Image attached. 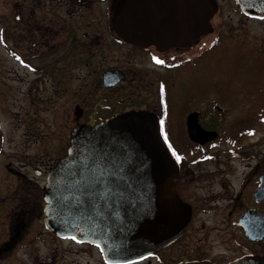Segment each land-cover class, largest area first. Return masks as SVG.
<instances>
[{
  "label": "flooded vegetation",
  "instance_id": "obj_1",
  "mask_svg": "<svg viewBox=\"0 0 264 264\" xmlns=\"http://www.w3.org/2000/svg\"><path fill=\"white\" fill-rule=\"evenodd\" d=\"M214 2L209 27L196 32L191 0H0V264H233L264 255V37L227 41L224 12L242 24L264 19L235 0ZM125 11H142V44L118 33ZM226 45L253 69L251 89L197 73L225 59ZM35 106L54 115L36 118ZM131 110L163 121L189 220L155 252L111 262L98 246L47 227L43 187L72 129Z\"/></svg>",
  "mask_w": 264,
  "mask_h": 264
},
{
  "label": "water",
  "instance_id": "obj_2",
  "mask_svg": "<svg viewBox=\"0 0 264 264\" xmlns=\"http://www.w3.org/2000/svg\"><path fill=\"white\" fill-rule=\"evenodd\" d=\"M235 2L246 15L264 19V0ZM189 4L194 30L208 28L214 0ZM117 20L124 39L142 42V11L122 12ZM193 121L191 115L188 124ZM177 174L178 161L155 113L131 110L79 125L43 187L46 225L98 246L111 262L142 258L178 237L188 223V206L175 191ZM233 264H264V255Z\"/></svg>",
  "mask_w": 264,
  "mask_h": 264
},
{
  "label": "rangeland",
  "instance_id": "obj_3",
  "mask_svg": "<svg viewBox=\"0 0 264 264\" xmlns=\"http://www.w3.org/2000/svg\"><path fill=\"white\" fill-rule=\"evenodd\" d=\"M224 18L226 21L225 26V37L227 41H229V38L234 37H242L246 38L248 40H245L249 44H254L255 42H259L264 37V20H249L245 21L243 24L239 21V15L237 13H234L232 11H226L224 12ZM235 49L232 48L231 45H226L225 52L227 54L226 58H216L212 59L210 62V65L205 64L202 66L200 71H197L198 74L202 73H210V77L215 76L219 80L225 79L227 83H230L229 85L232 88H235V85L242 84L243 88L245 89H251L250 83L248 82V79L250 78L251 74L253 73V69H247L244 66L245 62V55L243 54V59H239L237 55H234ZM20 74H23V70L19 71ZM219 83H225L224 81H219ZM186 91L185 89H182V91H178V93H174L175 99L178 101H182L183 96H185ZM19 106L22 108L24 107V103L21 102L18 103ZM16 106L14 110H18L19 106ZM73 110V109H72ZM70 108L66 109V113H68ZM55 109L42 107V106H35L34 112L32 109V114L36 115V118L43 117L45 115L53 116ZM21 112V111H20ZM53 112V113H52ZM22 113V112H21ZM68 117H71V114L69 113ZM71 125V121H67L66 123V137L68 138L69 134V127ZM54 130H56V126L50 128L51 132V142H57V136L53 137ZM35 130H33L34 132ZM35 133H38L36 130ZM31 134L30 140L33 148H42L38 143V135L37 134ZM6 135L8 138V133L6 131ZM55 135H57V130L55 131ZM32 138V139H31ZM54 138V139H53ZM5 147L8 146L7 142L4 145ZM53 155V154H52Z\"/></svg>",
  "mask_w": 264,
  "mask_h": 264
},
{
  "label": "snow or ice",
  "instance_id": "obj_4",
  "mask_svg": "<svg viewBox=\"0 0 264 264\" xmlns=\"http://www.w3.org/2000/svg\"><path fill=\"white\" fill-rule=\"evenodd\" d=\"M161 125H163V121H161ZM163 130V129H162Z\"/></svg>",
  "mask_w": 264,
  "mask_h": 264
}]
</instances>
